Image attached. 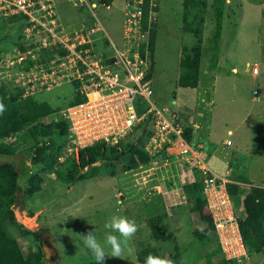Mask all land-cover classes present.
<instances>
[{"label": "rangeland", "instance_id": "rangeland-1", "mask_svg": "<svg viewBox=\"0 0 264 264\" xmlns=\"http://www.w3.org/2000/svg\"><path fill=\"white\" fill-rule=\"evenodd\" d=\"M205 2L200 86L192 90L178 85L184 48H191L196 42L192 34L183 32L184 0H158V34L152 75L154 96L151 100L158 108L167 109L178 118L180 116L188 126H194L197 118L201 126L200 141L206 146V153H216L217 159L221 156L231 160L228 167L231 181L242 186L244 198L252 188L264 187V0H226L223 5L216 0ZM59 4L63 8L62 21L65 20L71 28H82L89 23L88 20H94L85 11L70 7L71 4ZM121 4L118 1L110 10L99 8L97 12L104 30L97 36L98 51L104 49L111 53L112 44L123 50L125 11ZM217 8L223 11V31L218 45L213 39ZM23 33L24 30L22 32L17 25L0 21V61L16 54ZM254 67L259 68L257 76L253 74ZM4 87L17 91L21 86L0 82V90ZM2 96L0 91V99ZM74 96L73 86L66 84L36 94V99L58 109L54 118L59 120ZM51 121L44 122L50 124ZM229 130L233 131L232 135L228 134ZM149 132L146 128L124 140L127 151L123 159L97 164L81 182L62 184L52 169L54 166L60 168L69 155L68 148L72 147L69 138L62 141L58 135L54 137L57 142L55 155L60 156L58 162L50 155L43 157L42 161L34 159L32 162L29 154L35 142L23 146L16 156L0 155V163L13 162L21 172L22 187L15 198L9 197L6 201L11 203L14 213L7 219L8 229L24 251L50 246L55 254L46 258L47 264H95L94 258L86 254L80 244V235L94 231L97 239L103 242L107 231L104 223L112 215L119 214L134 220L138 226L130 242L134 255L129 260L106 257L104 264H137L138 252L147 246L156 248L159 256L168 259L178 247L181 258L177 264H217L222 260L213 237L203 243L197 236L206 224L194 212L191 202L183 198L185 192L171 193L168 180L176 182V176L171 178L164 167L154 170L163 164H155V159L152 160L144 151L148 148ZM15 137L8 143L15 141ZM226 141L230 142L229 146L224 144ZM133 147L148 154L149 161L142 162L136 158L139 166L131 168V162L126 158L132 155ZM80 152L74 151L72 156L79 159ZM228 160L224 158L223 161ZM25 162L31 167L30 173L22 169ZM141 165L145 166L143 170L138 169ZM179 166H184V163L170 162L168 168H174L173 172L177 174ZM72 168L66 162L62 169ZM185 174L183 185L192 178L188 170ZM36 175L43 178L42 190L32 196L24 195L23 190ZM156 184L162 192L160 189L155 191ZM177 185L180 186L179 183ZM156 196H162V204ZM262 203L264 206V200ZM152 205L168 214L170 232L175 236L173 242H161L154 236L149 224L152 215L148 210ZM239 207L235 205L238 213L244 214L243 207ZM13 218L18 225L13 223ZM212 252L215 255L210 262ZM249 255V264H264V254L249 248Z\"/></svg>", "mask_w": 264, "mask_h": 264}, {"label": "built area", "instance_id": "built-area-1", "mask_svg": "<svg viewBox=\"0 0 264 264\" xmlns=\"http://www.w3.org/2000/svg\"><path fill=\"white\" fill-rule=\"evenodd\" d=\"M114 1L0 0V21L20 15L27 23L21 43L24 50L19 48L12 58L0 61V82L21 86L24 98L66 84L73 86L75 96L81 97L82 102L68 106L60 118L71 131L68 156L100 143L117 146L149 127L148 148L144 151L155 159V164H163L154 170L164 167L171 178L176 176V182L167 179L175 195L184 191L182 180L186 170L198 174L222 258L229 264H249L250 255L241 231L245 216L238 213L228 191L231 180L210 169L202 145L189 143L183 119L158 108L151 100L154 91L149 78L148 46L157 22L158 0H124L123 50L112 44L111 53L98 51L97 36L104 30L97 12L99 8L110 10ZM61 2L71 4L79 12L85 11L95 21L88 20L82 28H71L62 21ZM144 46L147 48L143 55ZM253 74H259L258 67L253 68ZM200 130L197 124L195 141ZM175 161L184 163L177 174L174 168H168ZM144 168L141 165L138 169ZM157 185L155 191L161 190Z\"/></svg>", "mask_w": 264, "mask_h": 264}, {"label": "trees", "instance_id": "trees-1", "mask_svg": "<svg viewBox=\"0 0 264 264\" xmlns=\"http://www.w3.org/2000/svg\"><path fill=\"white\" fill-rule=\"evenodd\" d=\"M217 3L223 5L226 0H216ZM206 6L205 0H184V33L192 34L196 42L189 48L185 47L183 56L180 60V76L178 85L183 89H197L200 86L201 79V64L204 51V23L205 16L203 15L204 8ZM159 6L156 8L158 12ZM147 18V17H146ZM9 24L17 25L21 28L22 32L27 26V23L23 16L17 15L9 19L2 20ZM157 22L152 28L149 54L151 60V71L149 78L153 75V66L155 64L156 53V39H157ZM223 31V11L221 8L216 9V31L213 39L218 45V42L222 36ZM19 47L24 50L21 44ZM147 47L142 48V54L144 55ZM2 98L0 102L5 105V111L0 113V155L2 156H16L18 151L23 146L29 145L35 142L34 148L29 154V159L33 162L34 159L39 161L43 160V157L50 155L54 158L55 162L59 161V155H55V147L57 142L54 139L55 135H58L59 139L65 141L70 137L69 125L63 119L56 120L54 117L58 114V109L54 108L48 102H40L36 96H29L24 98L23 91L18 89L17 91L7 90L6 87L0 90ZM3 92H6L4 94ZM82 102V98L74 96V100L69 105H74ZM52 119L50 124H45V120ZM186 139L190 144H193V127H187ZM15 137V141L9 142L12 137ZM129 145V144H127ZM130 146V145H129ZM61 149V147L59 146ZM126 145L124 142L117 146H108L103 143L96 144L92 147L81 150L80 157L77 159L75 156H67L64 163L60 164V168L54 169L56 179L62 183H74L86 180L87 173L97 164L102 162L120 161L125 156ZM133 153L128 156L127 161L131 162V168L138 167L139 163L136 162V158H139L142 162L149 161L150 157L142 149L133 147ZM57 150V147H56ZM12 161V160H11ZM66 162L73 166L71 170L62 169ZM56 165V164H54ZM23 171L30 173L31 167L28 162H25L22 167ZM86 171V172H85ZM21 181V172L18 167L12 163H0V264H47L46 255L43 247L40 246L36 249H29L24 251L22 245L15 238L8 229L7 219L13 216V208L11 203L6 201L9 197H14L18 194ZM235 181V180H234ZM233 181V182H234ZM43 178L40 176H34L27 186L23 190L24 195L32 196L39 193L43 187ZM24 187V186H23ZM202 183L201 180L195 181L192 184L185 186L186 200L191 202L192 209L197 212L202 221L206 224V228L197 232V236L200 240L205 242L211 241L212 237L215 240L213 234V224L209 214L206 211V204L201 196ZM228 191L234 199L235 205L242 206L245 212V220L241 223V231L244 238V242L250 250L255 253L264 254V206L262 200H264V189L255 187L251 189V192L243 198L242 186L238 183L228 184ZM162 204V196H156ZM148 210L152 217L149 220L151 229L154 236L161 242H173L175 236L170 232L169 217L166 212H160L157 206H148ZM13 223L18 225L13 218ZM22 227V226H20ZM37 235L38 233H35ZM203 242V243H204ZM219 247V246H218ZM170 255V260L173 264H177L181 258V252L176 247ZM159 255V251L151 246H147L141 249L138 254V264H143L144 258L148 254ZM214 252L209 256L214 257ZM212 264V262H211ZM217 264H229L224 259L220 260Z\"/></svg>", "mask_w": 264, "mask_h": 264}, {"label": "clouds", "instance_id": "clouds-1", "mask_svg": "<svg viewBox=\"0 0 264 264\" xmlns=\"http://www.w3.org/2000/svg\"><path fill=\"white\" fill-rule=\"evenodd\" d=\"M3 111H5V105L0 102V113ZM104 228L107 231L103 242L97 239L94 231L80 235V244L86 254H90L94 258L95 264H104L106 257L129 260L134 255V249L130 246V242L138 231L136 222L123 215L114 214L104 223ZM143 264H173V261L150 253L145 256Z\"/></svg>", "mask_w": 264, "mask_h": 264}, {"label": "crops", "instance_id": "crops-1", "mask_svg": "<svg viewBox=\"0 0 264 264\" xmlns=\"http://www.w3.org/2000/svg\"><path fill=\"white\" fill-rule=\"evenodd\" d=\"M118 1H120L122 4V8L124 9V2H123V0H117L115 3H117ZM115 3H114V5H115ZM255 76H257V75H255ZM40 102H43V101H40ZM177 104V102L175 101L174 102V105H176ZM196 122L194 123L195 125L193 126V124H192V126H188V124H186V121H184L185 122V127L187 126V127H193L194 128V133H195V127H196V125L198 124L197 123V118H196V120H195ZM192 122V121H191ZM149 128V127H148ZM144 129H146V128H144ZM149 130H150V128H149ZM228 134L229 135H232L233 134V131L232 130H229L228 131ZM201 137H200V135H198L197 137H196V141H195V139H194V145H195V143H196V146L197 145H202L203 146V151H204V154H205V156H207V159H206V164L210 167V169L216 174V175H219V176H228V179L229 180H232V178H230V173H229V171H228V167H229V165H231V160H228V158H226V157H224L225 159H227L229 162H224L223 160H224V158L223 157H219V159H217V157L216 156H214V155H216V153H206V146L203 144V143H201ZM229 141H226V142H224V144L226 145L227 143H228ZM215 159H217V160H215ZM211 162V163H210ZM188 171H189V173H191L192 174V178H191V181L189 182V183H187L186 185H189V184H192V183H194L195 181H198L199 180V178H200V176L198 175V174H196V173H193L191 170H189L188 169ZM229 173V174H228ZM190 174V175H191ZM190 175H189V177H190ZM232 182V181H231ZM186 185H183V189H184V192H185V186ZM259 188H261V187H259ZM264 188V187H263ZM186 196V195H185ZM184 196V197H185ZM201 196H202V188H201ZM186 199V198H185ZM235 204V203H234ZM240 207H242V206H240ZM239 207V208H240ZM239 208H238V210H239ZM243 210H244V208H243ZM242 216H245L246 214H245V212H244V214L243 213H241V212H239Z\"/></svg>", "mask_w": 264, "mask_h": 264}, {"label": "water", "instance_id": "water-1", "mask_svg": "<svg viewBox=\"0 0 264 264\" xmlns=\"http://www.w3.org/2000/svg\"><path fill=\"white\" fill-rule=\"evenodd\" d=\"M44 253L46 255V258L52 257L55 254V250L53 247L50 246H44L43 247Z\"/></svg>", "mask_w": 264, "mask_h": 264}]
</instances>
